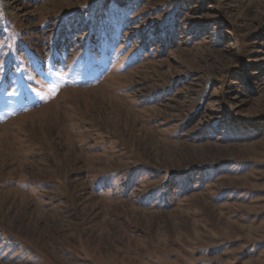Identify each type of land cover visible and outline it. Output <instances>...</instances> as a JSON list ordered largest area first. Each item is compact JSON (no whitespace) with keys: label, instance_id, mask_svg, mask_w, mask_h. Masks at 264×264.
Listing matches in <instances>:
<instances>
[{"label":"rangeland","instance_id":"obj_1","mask_svg":"<svg viewBox=\"0 0 264 264\" xmlns=\"http://www.w3.org/2000/svg\"><path fill=\"white\" fill-rule=\"evenodd\" d=\"M0 264H264V0H0Z\"/></svg>","mask_w":264,"mask_h":264}]
</instances>
